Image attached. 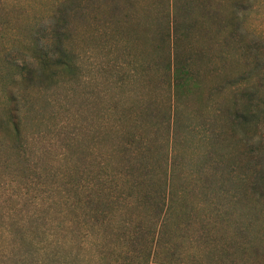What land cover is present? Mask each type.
Wrapping results in <instances>:
<instances>
[{
    "label": "rangeland",
    "instance_id": "rangeland-1",
    "mask_svg": "<svg viewBox=\"0 0 264 264\" xmlns=\"http://www.w3.org/2000/svg\"><path fill=\"white\" fill-rule=\"evenodd\" d=\"M177 1L0 0V264H264V192L242 189L231 167L249 159L264 166V68L241 80L245 43L225 20L234 0ZM242 7L241 29L264 55V0ZM60 31L67 34L62 57L73 69L42 74L37 54L57 58ZM176 51L198 82L179 98ZM245 84L256 86L259 111L249 143L220 109L242 105ZM11 106L23 121L20 162ZM130 129L147 131L164 156L173 133L180 135L179 222L156 221L136 195L124 200V180L116 189L124 211L155 231V240L124 236L133 223L124 225V211L115 209L102 236L91 229L95 218L67 202L82 176L96 187L113 171Z\"/></svg>",
    "mask_w": 264,
    "mask_h": 264
},
{
    "label": "trees",
    "instance_id": "trees-1",
    "mask_svg": "<svg viewBox=\"0 0 264 264\" xmlns=\"http://www.w3.org/2000/svg\"><path fill=\"white\" fill-rule=\"evenodd\" d=\"M177 2L178 1L176 0V3ZM242 4H245V0H234V12H232L233 14L225 20L227 21L226 24L228 23L229 30L233 34V37L240 43H245L244 50L246 52L248 69L242 73L241 80H247L251 76L252 70L257 67L264 68V55H262V46L259 42L257 40L248 41L241 29L238 13L244 8L242 7ZM61 5L65 6V8L59 9V11L61 14H64L67 11L66 7L68 8V4L65 1L61 3ZM205 7L206 6H204V8ZM182 27L183 24H181V27L180 23L175 24L174 33H177L179 28ZM166 35L170 36L169 30ZM55 37H57L58 40L56 41L54 45L55 48L52 49V52L56 53L57 51L55 50H58L60 54L57 58L50 60L49 57L51 53L48 51H40L37 54L38 61L42 66V74L45 75L48 74L49 71L55 74L62 70L72 71L73 69L71 62L63 59V55L61 54L62 51L60 50V48L64 47L67 34L58 32L55 34ZM240 43H238L239 46ZM174 63L172 84L175 94L179 98V95L181 96L183 93L190 92L194 88H197L198 82L194 80V72L190 68L188 61L182 59L177 51L174 55ZM171 68L172 67L170 66V69ZM240 92L244 98L242 99V105L236 102L232 106L222 105L220 109L230 129L235 131L236 128L240 127V129L245 132L244 142L249 143L251 135H248L247 131H249V128L259 117L257 102L255 99L256 86L245 84ZM238 99L241 100L240 98ZM175 114H177V107ZM9 115V129L15 135V154L20 162L21 157L25 159L23 121L19 115V109L16 107L11 106L9 108ZM176 122L177 121H175V123ZM134 123H137L135 119ZM136 126L139 127V125ZM172 136L173 140L171 142L172 148L170 149V155H168L167 151L166 156H164L161 150L158 151L159 153L156 155L155 146L152 147L149 133L147 131L139 132L131 129L128 130L125 133V136L123 135L125 140L121 143L118 152L121 156V160L116 164L113 171H110V173L108 172V176H104V178L95 182L94 185H97L96 187L91 186L88 178L82 176L73 186L75 191L71 197L67 199V202H70L72 199L73 203L71 202V207L81 209V215L84 218H86V212L89 214L88 218H95L96 221L94 222V225H91V229L97 227L98 234L103 236V231H107L106 223H108L110 219L111 212L114 209L116 211H124V201H122L119 194L116 193L119 180H124L129 184V191L124 195V200L128 199L129 196L136 195L137 200H142L144 205L151 210L154 217H156V221L158 218L164 216L165 220L179 222L178 220H181V217L175 216V209L178 206L177 201L181 193L179 187L174 184L176 167L180 164L178 158L179 152L177 150V148H179V146H177L178 142L181 144L179 140V131H176V133L174 132ZM155 157H159V159L154 160ZM231 167L238 173L237 182L242 189L246 191L250 190L252 192H264V166L261 165L260 162H255V160L249 159V162L246 165L238 166L237 164H233ZM159 168H163L160 174ZM146 184L147 189L144 186ZM89 185L93 188H89ZM88 189H92V193H87ZM181 189H183L182 192L184 195L188 191L184 189V187ZM86 199H88V201H86ZM180 199L182 200L183 197ZM188 216L189 213H185V218ZM75 219L79 218L76 217ZM122 219L124 225L133 223V231L123 233L124 236L131 239L136 238L137 240H141V237L142 239L151 238L155 240L156 232L149 229V227L145 228L143 223L141 224L139 220H136L129 210L122 213ZM99 228H102V231Z\"/></svg>",
    "mask_w": 264,
    "mask_h": 264
}]
</instances>
